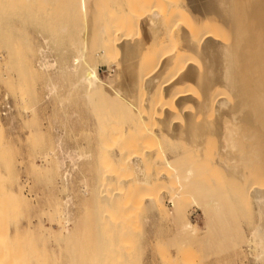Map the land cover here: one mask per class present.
<instances>
[{
    "label": "rangeland",
    "instance_id": "obj_1",
    "mask_svg": "<svg viewBox=\"0 0 264 264\" xmlns=\"http://www.w3.org/2000/svg\"><path fill=\"white\" fill-rule=\"evenodd\" d=\"M166 3L0 0V264H264V255L256 258L249 248L264 222L261 204L249 179L229 170L236 165L264 186V140L236 136L238 148L227 157L219 153V137H207L199 153L165 139L156 123L137 118L143 82L120 89L121 50L101 55L110 24L130 11L142 14L127 27L139 39L149 28L145 18ZM161 19L149 28L152 35L161 33ZM45 60L54 66L42 67ZM88 63L97 64L98 87L81 81ZM143 154L151 160L150 185L136 166L117 163ZM219 157L229 167L215 164ZM151 188L162 205L146 198Z\"/></svg>",
    "mask_w": 264,
    "mask_h": 264
},
{
    "label": "bare ground",
    "instance_id": "obj_2",
    "mask_svg": "<svg viewBox=\"0 0 264 264\" xmlns=\"http://www.w3.org/2000/svg\"><path fill=\"white\" fill-rule=\"evenodd\" d=\"M155 4L158 3L155 2ZM141 5L144 4L142 3ZM164 5L159 4L158 7L156 5L157 9L160 8L159 11L153 9L152 14L145 18L146 22L144 21L147 23L145 26L151 28L155 26L159 17L160 19L163 17L165 24L162 25L161 33L153 34V36L147 27L148 29L145 30L146 32L139 39L131 34L127 27L136 23L137 20L139 21L141 17L143 18L141 14L143 10L139 9L142 11L139 13L141 14L140 16H135L130 11L119 24H110L104 35L102 57L109 59L115 47L116 49L118 47L122 52L123 68L120 69V89L122 88L121 90H123L126 86L127 88L134 87L133 81L137 82V79L143 82L141 87L143 85L146 86H144L146 89L143 87L146 90V93L143 92L145 94L144 100L141 101V99V105L136 109L134 108L138 114V120L145 125H154L156 123L159 132L164 135L165 139L169 137L170 141L185 142V144L196 149L195 151H198L196 153L202 151L205 144L204 141L207 137L212 136L219 137L218 139L221 141L220 145L218 144L220 146L219 153L227 157L233 156V153L238 148L235 142L236 136L241 135L247 141L248 139L252 141V137L257 136L258 138L259 135V138H262L263 141L264 0H167L165 6H168L165 7ZM133 6L132 9H134ZM161 24H163L162 21ZM152 39L157 41V45L148 47L147 45ZM157 50L159 51L158 54L156 53ZM83 58L84 51H80L78 59ZM49 66H54V63L46 60L42 62V67ZM170 66L173 67L171 72ZM169 67L170 74L168 76L163 75ZM138 68L142 70L139 69L141 71L140 75L138 74ZM100 70L110 74L114 68L101 66ZM81 81L90 87L99 86L101 78L97 64L88 63V69ZM184 83L186 86L188 83H195L199 90L196 87V90L191 88L193 85H190V87L189 85L188 87L179 86V84ZM117 89L118 91H116L119 93V88ZM191 89L197 94L193 95ZM130 90L132 89L130 88ZM132 97L134 98V96ZM170 100L172 102L169 103ZM176 114L178 115L175 116ZM179 114L181 115L179 116ZM148 131L150 130L148 129ZM141 132L143 133V130ZM260 145L262 144L260 143ZM254 148L253 150H255ZM134 157H137L136 161L132 160V163H130L131 159L129 160L128 157L125 158L122 155L117 159V163L136 166L141 172L140 176H143L141 182L147 184L150 182L151 176L149 177V173H146L145 169L151 164V160L144 154L134 155ZM157 157L160 156L157 155ZM222 158L225 159L224 157ZM236 160V157L232 159L234 163ZM226 163L221 161V159L215 162L218 166L229 167V164ZM236 167V165H231L229 170L236 172L234 174L237 177L241 176L249 179L246 184L256 191L257 200L261 204V213L264 216V186L259 185L260 183L258 182L260 181H257L259 174L255 176L258 178H256L257 180H252L250 179L251 176L249 178L248 176L245 177L244 174L242 176L244 171L240 172V168ZM70 175L71 173H66V179ZM152 189L149 192H144L146 193V198L153 203L162 205V201L157 195L158 193L155 194V190L153 193ZM11 193L8 194L7 191V196L11 195L10 198L16 201V193H13L15 197ZM17 193V198L23 194L22 192L19 193V190ZM116 193L112 196L116 197ZM10 198H8L9 201L11 200ZM122 199L123 196L121 194ZM119 201L120 199L118 198L115 206L120 205ZM70 216L69 211L65 213L64 224L67 231H70ZM193 228L195 229V227ZM0 230L2 231V229ZM262 242H264V222L252 232L249 239V248L251 246L254 253L253 251L251 252L256 258L264 255V248H261Z\"/></svg>",
    "mask_w": 264,
    "mask_h": 264
},
{
    "label": "built area",
    "instance_id": "obj_3",
    "mask_svg": "<svg viewBox=\"0 0 264 264\" xmlns=\"http://www.w3.org/2000/svg\"><path fill=\"white\" fill-rule=\"evenodd\" d=\"M9 108H10V103H7V104L5 105V109H6V110H3V113H6L7 109H9Z\"/></svg>",
    "mask_w": 264,
    "mask_h": 264
}]
</instances>
